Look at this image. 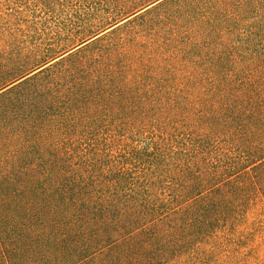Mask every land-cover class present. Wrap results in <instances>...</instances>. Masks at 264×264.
<instances>
[{
	"label": "trees",
	"instance_id": "trees-1",
	"mask_svg": "<svg viewBox=\"0 0 264 264\" xmlns=\"http://www.w3.org/2000/svg\"><path fill=\"white\" fill-rule=\"evenodd\" d=\"M158 1L107 0L113 11L88 18L92 13L79 9L81 19L60 21L81 5L64 0L52 21L33 20L27 30H15L0 10V264H264V70L231 76L226 92L218 90L217 72L197 68L171 70L152 87L172 118L194 124L201 138L211 130L227 145L217 160L195 146L186 160L170 164L175 170L159 192L93 159L86 137L76 129L69 134L67 119L52 114L105 73L104 65L62 68L65 46ZM259 1L184 4L168 23L157 22L143 46L158 53L198 44L192 32L214 30ZM122 45L119 55L126 56ZM59 68L40 83L44 72ZM208 72L211 85L204 83Z\"/></svg>",
	"mask_w": 264,
	"mask_h": 264
},
{
	"label": "rangeland",
	"instance_id": "rangeland-1",
	"mask_svg": "<svg viewBox=\"0 0 264 264\" xmlns=\"http://www.w3.org/2000/svg\"><path fill=\"white\" fill-rule=\"evenodd\" d=\"M106 1L81 0V5L73 13L67 12L57 18L77 21L82 18L81 12L92 13L88 14L89 18L98 11H113ZM193 1L161 0L146 13L125 21L124 17L111 20L109 25L97 31L105 30L99 35L81 36L67 44L64 49L67 53L62 56L63 61L59 60L66 69L85 65L100 70L104 65L102 71L105 73L101 75L99 72V77L91 80L89 85L92 87L87 93L84 91L65 98L52 110L54 118L67 119L69 134L76 129L86 137L85 147L93 159L112 165L115 175L127 171L130 183L135 182L148 190H163L175 170L170 164L186 160L195 146L200 144L206 151L205 158L214 160L225 156L227 149L215 132L208 130L206 138H201L194 124L172 118L169 109L158 105L159 99L152 94L155 91L152 87L159 79L174 69H206L217 72L220 76L218 90L226 92L231 76L241 78L249 72L264 70V62H260L264 61V0L238 11L227 23L218 24L214 30L192 32L191 37L197 39L198 44L193 40L174 49H161L158 53H151L143 46L159 20L168 23L184 4ZM66 4L64 0H44L41 4L34 0H11L7 6L0 5V10L9 12L8 20L14 24L15 30L19 27L27 30L33 20L52 21V13L65 10ZM257 37L249 46L241 47L242 43ZM135 44L142 45L139 52L132 48ZM121 45L127 47L126 56L119 55ZM70 56L72 59L66 61ZM108 64L113 68L106 69ZM59 70L61 68L44 72L38 78L40 83L48 81ZM108 71L112 73L107 75ZM63 76L59 79L62 80ZM204 76V83L211 85V73ZM260 82L264 85V80ZM206 88L205 98L210 94V86ZM159 176L161 179L157 180Z\"/></svg>",
	"mask_w": 264,
	"mask_h": 264
},
{
	"label": "water",
	"instance_id": "water-1",
	"mask_svg": "<svg viewBox=\"0 0 264 264\" xmlns=\"http://www.w3.org/2000/svg\"><path fill=\"white\" fill-rule=\"evenodd\" d=\"M161 1V0H160Z\"/></svg>",
	"mask_w": 264,
	"mask_h": 264
}]
</instances>
